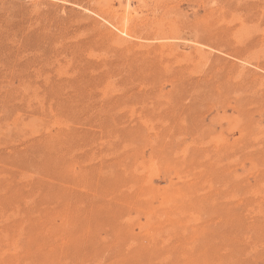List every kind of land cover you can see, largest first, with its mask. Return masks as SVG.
<instances>
[{"label": "rangeland", "instance_id": "rangeland-1", "mask_svg": "<svg viewBox=\"0 0 264 264\" xmlns=\"http://www.w3.org/2000/svg\"><path fill=\"white\" fill-rule=\"evenodd\" d=\"M0 264H264V0H0Z\"/></svg>", "mask_w": 264, "mask_h": 264}]
</instances>
